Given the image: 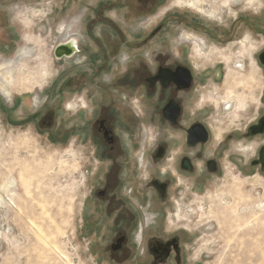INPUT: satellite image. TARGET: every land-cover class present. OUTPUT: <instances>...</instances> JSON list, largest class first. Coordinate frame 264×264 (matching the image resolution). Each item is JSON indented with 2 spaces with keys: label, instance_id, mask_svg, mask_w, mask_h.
I'll list each match as a JSON object with an SVG mask.
<instances>
[{
  "label": "rangeland",
  "instance_id": "rangeland-1",
  "mask_svg": "<svg viewBox=\"0 0 264 264\" xmlns=\"http://www.w3.org/2000/svg\"><path fill=\"white\" fill-rule=\"evenodd\" d=\"M208 2L217 10L214 18L166 0L157 18L140 27L138 20L126 17L125 5L116 9L103 2L99 12L104 15L96 20L98 0H0V60L15 58L28 47L47 68L40 81L32 75L37 60L27 62L24 73L30 83L11 91L14 106L0 94V185L14 181L16 201L0 206V264H111L94 250L98 238L84 233L99 160L95 148L84 142L80 109L68 107L82 104L90 85L81 84L73 94L66 90L67 79L84 68L72 61L54 62L52 49L69 37L63 36L64 24L76 37L73 33L80 37L86 29L111 35L120 29L125 39L136 40L166 16L167 27L151 44H168L171 53L182 49L199 76L186 124L199 119L210 130L204 154L227 141L221 159L225 176L211 178L201 188L196 203L201 208H174L173 213L199 228V264H264V168L255 163L264 136H247L264 116V68L258 62L264 51V0ZM181 15L193 22L174 19ZM140 28L149 30L135 39L124 31ZM84 34L90 43L84 57L95 63L102 55ZM184 34L202 39L203 51L180 45ZM28 36L39 41L28 43ZM239 60L244 65L235 69ZM37 96L43 100L40 107L34 104ZM245 158L248 174L234 162Z\"/></svg>",
  "mask_w": 264,
  "mask_h": 264
},
{
  "label": "flooded vegetation",
  "instance_id": "flooded-vegetation-1",
  "mask_svg": "<svg viewBox=\"0 0 264 264\" xmlns=\"http://www.w3.org/2000/svg\"><path fill=\"white\" fill-rule=\"evenodd\" d=\"M165 1L98 0V6L91 7L98 11L97 20L104 15V10L99 12L104 4L116 9L125 5L126 17L138 20L141 27L157 18ZM174 19L193 22L184 15ZM169 21L166 16L153 29L124 30L134 39L149 30L136 40L125 39L120 29L117 35L86 29L102 55L95 63L84 57L90 45L84 33H73L77 37L70 35L52 51L54 62L72 61L84 68L67 79L66 90L73 94L81 84L90 85L82 104L72 110L80 109L84 142L95 148L99 160L84 233L98 238L93 248L111 264H199V228L185 217L177 219L173 210L201 208L196 205L201 188L211 178L225 176L221 159L227 141L204 154L210 130L199 119L189 125L185 121L198 74L182 49L171 53L168 44H151ZM62 45L67 51L57 56ZM262 118L247 136H264ZM198 124L207 129L208 140L188 141V131ZM234 162L248 174L246 158Z\"/></svg>",
  "mask_w": 264,
  "mask_h": 264
},
{
  "label": "bare ground",
  "instance_id": "bare-ground-1",
  "mask_svg": "<svg viewBox=\"0 0 264 264\" xmlns=\"http://www.w3.org/2000/svg\"><path fill=\"white\" fill-rule=\"evenodd\" d=\"M208 1L209 0H177V3H179L181 5L182 4H186L187 6L196 9L197 11H199L200 13H202L204 15H207V16H209L211 18H214L216 16L215 13L217 12V10L214 8L212 3L210 4ZM228 1L229 0H226V2H224V3H227ZM24 25H25V23H24ZM67 27H69V26H67ZM67 27L65 26V24L62 25L63 36H64V34H66L68 36L72 35L71 30L68 29ZM69 39L70 38L67 37L63 42H65V41H67ZM27 41H28V43L29 42L30 43H36V42L39 41V38H36L34 36H28ZM180 41H181L180 45H184V46L193 45L195 51H197V52L203 51V47L206 46L205 42L202 39L196 38L195 36L189 35V34L188 35L187 34L186 35L185 34L181 35ZM71 42H74V41H71ZM242 45L244 46V49H243L244 52L247 51L248 49L245 48V42ZM55 47H56V45L53 47L52 51L54 50ZM34 51L35 50L32 49V48L26 47L23 51H21V53L18 56L16 55L17 57L14 56L15 58L8 59L6 61H1L0 60V94L3 95L6 98V100L10 102V104H11V102L13 100V95H12L11 91L13 89H15V88L17 89L18 87H24L25 85H26V87H28V84L30 83L28 78L25 77V73H24V67L26 66L27 62L32 61L33 59L37 60V62L39 63V68L34 73H32V75H35L36 77H38L40 79V81L41 80L44 81L43 79L45 77V72L47 71L46 70L47 68L45 69V67H44L45 64H43V62L40 60L41 59V55H34ZM210 51L213 52L212 50H210ZM210 51H209V53H210ZM203 55H204V53H203ZM243 65H244V62L240 61L239 65H237V67L235 69L242 68ZM39 99H40L39 96H37L34 99V104L36 106H38V107H40L41 103H43V102H40L42 99L41 100H39ZM225 101L230 102L232 100L229 99V100H225ZM13 103L14 102H12V104ZM75 105L74 104H69L68 107L69 108L71 107L70 110H73L75 108ZM231 106L232 105H230V104L226 105L228 110L231 109ZM13 184H14V181L7 180V182L2 183L0 185V206L1 205H6V207H8V206H11L12 204L16 205L15 196L12 193L13 192L12 191ZM181 215L178 212V214L176 215V218L177 219H181L182 218Z\"/></svg>",
  "mask_w": 264,
  "mask_h": 264
},
{
  "label": "water",
  "instance_id": "water-1",
  "mask_svg": "<svg viewBox=\"0 0 264 264\" xmlns=\"http://www.w3.org/2000/svg\"><path fill=\"white\" fill-rule=\"evenodd\" d=\"M57 50H58L57 56H62V54H64V52L67 51V46L62 45ZM259 59H260V62L264 65V51L260 54ZM263 120L264 118H262L260 123ZM261 132L263 133L264 129ZM250 137H253V135H250ZM208 138H209L208 131L203 125H200V124L195 125L193 128L190 129V131H188V137H187L188 141L198 140V141L206 142ZM256 163L260 164L262 168H264V147L261 150L259 159Z\"/></svg>",
  "mask_w": 264,
  "mask_h": 264
}]
</instances>
